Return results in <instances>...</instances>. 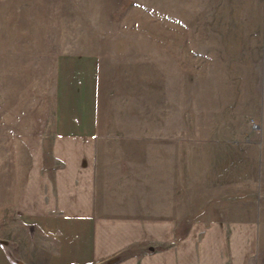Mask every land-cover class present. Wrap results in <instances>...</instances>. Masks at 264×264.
Masks as SVG:
<instances>
[{
    "label": "rangeland",
    "instance_id": "374dc122",
    "mask_svg": "<svg viewBox=\"0 0 264 264\" xmlns=\"http://www.w3.org/2000/svg\"><path fill=\"white\" fill-rule=\"evenodd\" d=\"M60 83H95L101 146L140 191L257 217L264 264V0H0V228L18 226L17 135Z\"/></svg>",
    "mask_w": 264,
    "mask_h": 264
},
{
    "label": "crops",
    "instance_id": "0c3cea01",
    "mask_svg": "<svg viewBox=\"0 0 264 264\" xmlns=\"http://www.w3.org/2000/svg\"><path fill=\"white\" fill-rule=\"evenodd\" d=\"M66 84L17 135L26 156L1 227L0 264H251L258 219L172 211L139 190L137 164L101 146L95 83Z\"/></svg>",
    "mask_w": 264,
    "mask_h": 264
}]
</instances>
